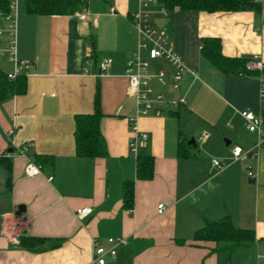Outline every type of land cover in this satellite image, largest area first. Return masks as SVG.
Here are the masks:
<instances>
[{
  "label": "crops",
  "instance_id": "obj_1",
  "mask_svg": "<svg viewBox=\"0 0 264 264\" xmlns=\"http://www.w3.org/2000/svg\"><path fill=\"white\" fill-rule=\"evenodd\" d=\"M84 1L78 12L87 13L86 20L78 12L30 15L24 0L19 4L17 56L26 63L21 74L27 90L0 99V159L11 165L9 173L0 162V264H97L93 242L109 248V238L125 242L105 264H264V145L257 156L233 159L236 146L249 151L257 141L240 112L264 110L260 72L248 62L251 73L225 74L201 52L203 38L218 37L224 55L256 54L264 63V0H256L260 13L167 9L160 0ZM144 3L194 74L183 76L179 91L153 82L169 98L184 95L186 104L155 102L149 115L140 116L138 126L147 139L134 153L130 119L137 104L125 70L138 43L132 13ZM106 59L111 65L101 73ZM160 68L171 76L168 63L158 61L153 70ZM13 70L7 53L0 55V73ZM97 91L107 155L78 157L75 116L94 111ZM11 129L15 144L34 142L31 159L52 157L41 175L25 174L27 160L11 146ZM181 146L188 156L179 153ZM139 155L153 157L151 179L137 177ZM215 159L224 165L220 172ZM126 180L134 181L130 209L123 204ZM159 204L165 206L162 213ZM21 205L26 210L16 216ZM87 206L92 213L77 218L76 211ZM227 216L235 227L254 232L257 241L214 252L213 242L194 240L208 222ZM23 233L61 243L29 251L20 245Z\"/></svg>",
  "mask_w": 264,
  "mask_h": 264
},
{
  "label": "built area",
  "instance_id": "obj_2",
  "mask_svg": "<svg viewBox=\"0 0 264 264\" xmlns=\"http://www.w3.org/2000/svg\"><path fill=\"white\" fill-rule=\"evenodd\" d=\"M153 1V0H148ZM148 3V2H147ZM147 3L132 13V21L138 32V43L135 50L130 53L126 62V76L129 81V95L136 99L137 109L136 116L130 119V126L133 136L130 140L131 150L136 153L140 141L147 139V134L142 132L138 126V118L147 116L154 109L155 102L165 103L170 107H178L186 104L184 95L177 98H169L164 92L157 91L153 82L162 87H170L174 91H179L183 76L193 71H189L181 62L179 56L175 52L174 44L170 40L169 35L159 30L151 19L150 12L145 7ZM18 8L19 0H9L7 12L0 10V55L7 53L8 58L14 64V70L7 74L9 80H14L23 72L25 62L21 61L17 56V29H18ZM113 11V9H112ZM77 16L81 20L88 18L87 13L78 12ZM158 61H164L173 67L171 76L163 68L156 71L153 67ZM112 60L106 59L100 64V72H104L111 65ZM250 68L258 70L259 75V98L264 104V63L258 55H252ZM162 110L156 109L155 114L161 115ZM247 129L257 135V141L249 151H244L241 146H236L233 150L234 160H245L248 156H257L259 148L264 145V110L254 112L252 110H242ZM14 129L8 132L11 146L14 151L27 160L25 166V174L34 177L42 174V167L30 158L29 152L35 146L33 141H27L21 144H15ZM214 163L218 172L222 171L224 165L219 159H215ZM251 175V173H249ZM53 177L49 178L51 181ZM158 212L162 213L165 209L164 204H159ZM92 213V208L87 206L76 211L79 219H84ZM123 238H109V248L104 247L98 240H94V259L97 264H105L106 256L115 257L116 248L124 244ZM73 264V263H69Z\"/></svg>",
  "mask_w": 264,
  "mask_h": 264
},
{
  "label": "trees",
  "instance_id": "obj_3",
  "mask_svg": "<svg viewBox=\"0 0 264 264\" xmlns=\"http://www.w3.org/2000/svg\"><path fill=\"white\" fill-rule=\"evenodd\" d=\"M167 9L179 7L184 10L213 12H237L253 10L261 12V4L256 0H160ZM26 12L30 15H72L81 11L85 6L84 0H24ZM9 0H0V10L7 12ZM202 54L208 58L219 70L225 74L239 73L249 74L251 71L246 65L252 55L229 57L222 52V43L218 37L202 39ZM27 90V82L24 74H19L16 79L9 80L7 74L0 73V99L8 95H22ZM172 111H170L171 113ZM99 91L94 100L92 113L77 114L75 116V153L78 157H105L107 144L101 131L103 117ZM179 153L183 156L189 154L179 147ZM52 160L50 156H42L34 160L42 168ZM11 172V165L6 159H0ZM137 177L151 179L154 174V159L149 155H139L136 164ZM123 204L126 208L134 205V181L126 180L123 183ZM22 248L39 252L47 248H55L60 245V240L46 237H36L27 234L20 235ZM196 242H213L214 252H232L241 246H251L257 239L254 232L235 227L227 216L219 221L208 222L203 228L196 231Z\"/></svg>",
  "mask_w": 264,
  "mask_h": 264
},
{
  "label": "water",
  "instance_id": "obj_4",
  "mask_svg": "<svg viewBox=\"0 0 264 264\" xmlns=\"http://www.w3.org/2000/svg\"><path fill=\"white\" fill-rule=\"evenodd\" d=\"M191 142H194V139L191 140ZM227 144H229V141H227ZM251 182H254V178H250ZM26 208L24 205L19 206L18 210L15 212L16 216H21L25 212Z\"/></svg>",
  "mask_w": 264,
  "mask_h": 264
},
{
  "label": "rangeland",
  "instance_id": "obj_5",
  "mask_svg": "<svg viewBox=\"0 0 264 264\" xmlns=\"http://www.w3.org/2000/svg\"><path fill=\"white\" fill-rule=\"evenodd\" d=\"M20 2H23V0H20V1H19V4H20Z\"/></svg>",
  "mask_w": 264,
  "mask_h": 264
}]
</instances>
